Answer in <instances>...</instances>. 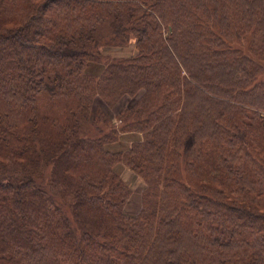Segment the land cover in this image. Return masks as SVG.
I'll use <instances>...</instances> for the list:
<instances>
[{"label": "trees", "instance_id": "16d2710c", "mask_svg": "<svg viewBox=\"0 0 264 264\" xmlns=\"http://www.w3.org/2000/svg\"><path fill=\"white\" fill-rule=\"evenodd\" d=\"M0 264H264V0H0Z\"/></svg>", "mask_w": 264, "mask_h": 264}, {"label": "rangeland", "instance_id": "374dc122", "mask_svg": "<svg viewBox=\"0 0 264 264\" xmlns=\"http://www.w3.org/2000/svg\"><path fill=\"white\" fill-rule=\"evenodd\" d=\"M102 54L105 56H110L111 58H128L133 56L136 53L135 49V42L131 40L129 44H127L124 47H104L101 48ZM128 104L127 100H123L120 104L116 105L112 109L108 108H102V111L108 114L110 117H113V115L116 114L117 108H119L121 105H126ZM117 126L119 122H116ZM139 137L136 134H125L121 136L120 143L117 144L115 148H125L130 145L131 142H133L135 139ZM117 174L121 177L123 182H126L130 190L132 191V194L129 198V201L127 202L125 206V210L128 214H136L140 210V205H141V200H140V195L143 187V181L140 177L132 174L128 169H126L125 166L119 165L118 168H116Z\"/></svg>", "mask_w": 264, "mask_h": 264}]
</instances>
